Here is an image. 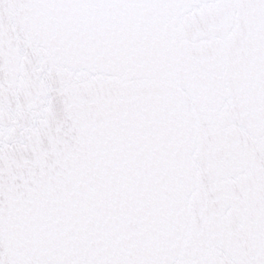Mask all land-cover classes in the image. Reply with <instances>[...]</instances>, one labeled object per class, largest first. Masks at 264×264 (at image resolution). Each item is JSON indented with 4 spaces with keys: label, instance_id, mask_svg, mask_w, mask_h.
Listing matches in <instances>:
<instances>
[{
    "label": "snow or ice",
    "instance_id": "6c2138e0",
    "mask_svg": "<svg viewBox=\"0 0 264 264\" xmlns=\"http://www.w3.org/2000/svg\"><path fill=\"white\" fill-rule=\"evenodd\" d=\"M0 264H264V0H0Z\"/></svg>",
    "mask_w": 264,
    "mask_h": 264
}]
</instances>
